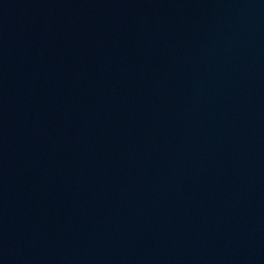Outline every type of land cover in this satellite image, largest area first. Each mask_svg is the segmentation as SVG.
<instances>
[{"label": "water", "instance_id": "1", "mask_svg": "<svg viewBox=\"0 0 264 264\" xmlns=\"http://www.w3.org/2000/svg\"><path fill=\"white\" fill-rule=\"evenodd\" d=\"M0 264H264V0H0Z\"/></svg>", "mask_w": 264, "mask_h": 264}]
</instances>
